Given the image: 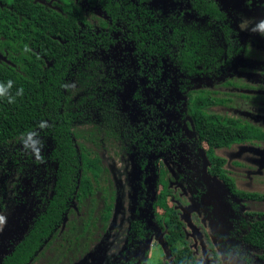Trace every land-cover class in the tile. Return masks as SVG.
Returning a JSON list of instances; mask_svg holds the SVG:
<instances>
[{
    "label": "rangeland",
    "instance_id": "obj_1",
    "mask_svg": "<svg viewBox=\"0 0 264 264\" xmlns=\"http://www.w3.org/2000/svg\"><path fill=\"white\" fill-rule=\"evenodd\" d=\"M35 1L57 9L50 0ZM71 1L93 30L109 26L101 6ZM156 1L166 10L186 6L183 0ZM214 1L232 19L246 45L227 72L226 85L223 77L200 75L183 95L175 70L167 63L149 58L136 64L130 52V32L119 23L109 31L111 46L98 53L105 68L100 99L113 106L128 126L148 129L143 134L149 152L143 169L128 133L112 136L95 114L77 111L74 104L82 91L70 79L64 109L72 114L70 128L76 147L90 162L81 172L86 187L76 190L58 230L28 264H171L163 243L164 229L155 222L162 210L152 215L148 206L136 211L145 239L128 260V222L141 180V189L150 199L161 185L170 189L167 203L178 212L185 239L199 264H264V251L240 238L246 223L264 220V197L231 195L207 172L206 145L197 140L187 115L189 106H201L218 118H237L264 131V35L252 31L264 21V0ZM200 25L197 21L183 23L181 30L203 55L215 53L217 37L214 33L207 38L197 36ZM0 61L8 63L1 50ZM47 149L46 140L37 133L0 147V216L6 218L0 230V257L20 238L34 214V191L41 190L49 178L44 173L49 170L36 160ZM214 152L237 189L264 196V139H247Z\"/></svg>",
    "mask_w": 264,
    "mask_h": 264
},
{
    "label": "trees",
    "instance_id": "obj_2",
    "mask_svg": "<svg viewBox=\"0 0 264 264\" xmlns=\"http://www.w3.org/2000/svg\"><path fill=\"white\" fill-rule=\"evenodd\" d=\"M50 1L57 9L35 0H0V50L8 60L0 61V85L12 82L8 93L0 96V147L37 133L46 140L48 149L36 163L49 170V174L44 171L49 178L41 190L34 191V214L20 238L0 257V264L31 262L58 230L76 190L86 187L81 172L90 167V162L76 147L70 128L72 114L64 109L70 79L82 91L74 104L77 111L95 114L103 130L112 136L128 133L139 166L144 167L149 152L143 134L148 129L128 126L113 106L100 99L105 68L97 57L112 44V24L119 23L130 32V52L137 65L149 58L170 65L183 95L192 89V79L200 75L223 77L226 85V74L233 61L246 50L232 19L214 0H183L185 7L169 10L156 0H85L101 6L107 14L110 24L104 30H93L71 0ZM194 20L201 24L197 36L207 38L214 33L217 37L215 53L203 55L196 42L181 30L183 23L191 24ZM9 96L14 102H9ZM187 115L197 140L206 145L207 172L217 177L231 195L263 198L237 189L233 178L222 168L223 160L214 151L247 139H264V131L237 118H218L201 106H189ZM154 131L158 135L156 128ZM141 182L128 222V260L138 242L145 239L136 211L148 206L152 215L157 209L162 210L155 222L164 229L162 238L171 264H199L185 239L178 212L167 203L170 189L161 185L150 199L147 191L141 189ZM231 207L236 209L234 203ZM240 238L264 251V220L246 223ZM213 257L217 258L214 254Z\"/></svg>",
    "mask_w": 264,
    "mask_h": 264
},
{
    "label": "clouds",
    "instance_id": "obj_3",
    "mask_svg": "<svg viewBox=\"0 0 264 264\" xmlns=\"http://www.w3.org/2000/svg\"><path fill=\"white\" fill-rule=\"evenodd\" d=\"M253 32H259L261 35H264V21H261L258 23L253 29ZM12 82L9 81L7 86L0 85V96L6 95L8 93V90L11 88ZM22 93V89L18 94ZM9 102H14V98L9 96ZM6 223V218L3 216H0V230H2L3 225Z\"/></svg>",
    "mask_w": 264,
    "mask_h": 264
}]
</instances>
